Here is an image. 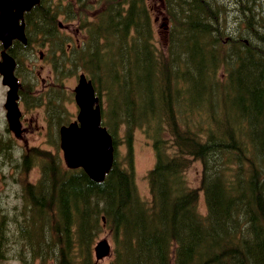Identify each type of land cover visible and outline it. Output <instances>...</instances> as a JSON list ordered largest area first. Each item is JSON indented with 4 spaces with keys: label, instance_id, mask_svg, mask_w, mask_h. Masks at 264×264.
Instances as JSON below:
<instances>
[{
    "label": "trees",
    "instance_id": "obj_1",
    "mask_svg": "<svg viewBox=\"0 0 264 264\" xmlns=\"http://www.w3.org/2000/svg\"><path fill=\"white\" fill-rule=\"evenodd\" d=\"M45 1L24 15L29 36L47 37L45 18L34 21L47 8ZM55 5L52 12L46 10L53 29L59 13L80 17V27L92 21L81 42L72 39L55 48L61 54L50 65L60 75L54 73L51 88L62 87L65 74L85 73L104 99L103 126L114 157L116 146L124 151L100 183L81 169L53 174L45 151L24 156L26 173L27 158L43 163L44 182L32 184L25 177L22 190L29 209L48 223L36 231L28 264H93L88 241L102 229L113 236L109 264H264V18L258 19L257 30L246 23L248 44L234 37L224 43L230 35L214 36L210 10L225 5L238 12L243 0H179L172 14L177 22L166 50L160 51L144 3L59 0ZM222 22L224 29L230 27ZM233 49L238 53L229 57ZM18 60L22 65V56ZM60 101L58 91L51 95V115ZM242 124L250 135H241ZM137 130L154 153L146 173L148 200L136 186ZM195 162L201 168L197 187L186 179ZM199 192L205 214L198 211ZM215 230V260H209ZM156 238H165L160 249Z\"/></svg>",
    "mask_w": 264,
    "mask_h": 264
},
{
    "label": "rangeland",
    "instance_id": "obj_2",
    "mask_svg": "<svg viewBox=\"0 0 264 264\" xmlns=\"http://www.w3.org/2000/svg\"><path fill=\"white\" fill-rule=\"evenodd\" d=\"M58 1L59 0H51L52 4H50L49 0H46L45 5L47 8H50L52 12L57 8L55 4L58 3ZM136 1L144 3L152 11V14L148 16L147 22L153 38V44H155L160 51L166 50L169 43L170 29L173 22H177L172 14L178 11L179 0ZM211 1L212 0H208L209 3ZM39 3L40 2L37 4ZM237 6L240 7V3H237ZM243 7V10H239L238 12H234L232 7L225 5H218L210 10L211 16L214 19L213 26L216 30L214 36L219 32H226L230 35V38H227L224 43L229 42L231 37H234L238 39L240 44H248L251 37L249 36L250 32L246 28V23L249 21L252 25V30H257L258 27L256 24L258 19L264 17V0H243ZM47 8H44L43 15L40 14V16L34 19V21L38 22L45 18V23L47 25L43 22V27L47 37L43 38L42 35L35 36L32 33L29 36L28 31L26 33L28 44L23 46L18 42L11 55L15 61L14 75L20 87L21 99L20 103L18 102V108L21 114V129L22 125L25 126V130L21 132L19 140L14 139L13 136L15 133L12 130H9L10 134L4 131L6 123L3 119L4 114L0 104V133L3 132V134L0 135V147H2L3 152L10 150L8 154L0 157V264H28L31 245L35 241L36 231L48 227V223L45 219L38 217L32 209H29V203L24 199L25 194L22 190V182L25 177L29 180V183L32 184H38L39 181H43V163L39 159L32 160L30 157L27 158V167L30 170L26 173L23 168L24 155L27 152L28 154L31 153L33 148L45 151L49 154L47 161L52 165L53 174L65 172L66 167L62 160L63 153L57 142L59 136L57 127L59 125H68L70 122L74 121L78 112L72 92L78 80H76L73 74L69 76L65 74V79L61 81L62 87L57 86L51 88L52 84L50 82L56 79L54 74L56 72L51 68L50 62L56 63L58 61V57L61 53L55 48L60 47L61 43L65 42L64 44H66L72 41V39H79V42H81L84 36L88 35L85 27L92 20L87 19L85 25L80 27V17L68 19L66 16L59 13L56 21H54L55 27L53 29L51 26L52 21H50V14L46 11ZM207 9L209 10L210 7L207 6ZM242 11H244V13H242ZM222 21H226L230 27L224 29V23ZM242 21L246 22L239 25ZM56 28L58 29L59 35L55 34ZM52 31H54V38L50 36ZM1 51L2 46L0 44V53ZM40 52H43L41 58L39 57ZM237 53V49H233L229 56L234 57ZM18 55L22 56V65L16 64V60L17 63H19ZM56 74L60 75L59 72ZM78 74L79 76L83 74L86 79H89L81 70H78ZM22 82L24 83L23 86ZM41 86H44L47 91L43 90ZM2 90H4V88L0 77V99ZM57 91L60 93L61 101L59 104L56 102L55 115H51L48 112L50 98L51 95H56ZM94 92L95 96L99 99V105H101L103 109L105 105L103 97L95 90ZM56 99H58L57 96ZM60 104H62L65 113L61 110ZM102 124L103 112L101 110V126ZM239 129L243 137L250 133V128L245 124L240 125ZM256 131L260 132L259 130ZM256 134L257 133H254L253 136ZM119 137H122V135H119ZM122 151H124V147L116 146L114 160H119L120 156L123 154ZM134 154L137 192L140 197L142 196V199L148 200L150 195L146 181V173L154 163V153L151 142L148 141L139 130L134 133ZM200 170L201 168L196 162L192 163L186 175L188 184L194 187L198 186ZM246 182L247 179L244 178V183ZM46 187L47 185L45 188ZM56 193H51V195L55 196ZM199 194L198 211L201 214H205L206 206L204 197L202 193L199 192ZM86 196L87 195H83V199H86ZM244 198L245 196L242 197L243 202ZM39 203L42 204V199ZM155 235H157V238L159 237L158 234ZM157 238L155 246L157 249H160L165 238H160L159 242ZM102 239L107 240L110 245V251L112 252L113 236L108 229H102L97 236L88 241V245L94 257V247L96 243ZM214 239L215 242L212 241L207 250L209 260H215L214 251L217 246V230L214 232ZM204 241L205 240H202L193 248H198ZM110 261L111 255L98 262L93 259L92 263L109 264Z\"/></svg>",
    "mask_w": 264,
    "mask_h": 264
},
{
    "label": "water",
    "instance_id": "obj_3",
    "mask_svg": "<svg viewBox=\"0 0 264 264\" xmlns=\"http://www.w3.org/2000/svg\"><path fill=\"white\" fill-rule=\"evenodd\" d=\"M38 2L39 0H0V42L4 49L0 54V75L3 85L8 88L5 101L7 121L10 129L17 134L21 131V114L17 103L19 83L13 76L15 62L6 50L13 40L23 45L27 43L24 24H20V21L23 20V13L29 12ZM73 94L78 114L75 122L60 128L63 160L68 169L81 168L89 180L100 183L113 164L112 139L101 126L99 99L95 96L91 82L83 74L78 76ZM94 251L99 260L109 255L110 246L103 239L97 242Z\"/></svg>",
    "mask_w": 264,
    "mask_h": 264
},
{
    "label": "flooded vegetation",
    "instance_id": "obj_4",
    "mask_svg": "<svg viewBox=\"0 0 264 264\" xmlns=\"http://www.w3.org/2000/svg\"><path fill=\"white\" fill-rule=\"evenodd\" d=\"M41 56H42V54H40V58H41ZM3 88H4V90H2V92H1L0 104H1V108H2L3 114H4V118H3V119H4L5 123H6L5 128H4V131H5L6 133L10 134V132H9V126H8V122H7V118H6V110H5V107H4V105H5V100H6V91H7V88L4 87V86H3ZM41 88H42L43 90L47 91V89H46L44 86H41ZM20 99H21V96H20V89H19V91H18V102H19V103H20ZM27 100H28V98H27ZM60 126H61V125H59V126L57 127L58 132H59V128H60ZM23 130H25V126H24V125H22L21 132H22ZM2 134H3V132L0 133V135H2ZM13 135H14V134H13ZM20 135H21V133L18 134V135H16V136L14 135L13 137H14L15 140H19ZM58 141H59V136H58ZM0 142H1V141H0ZM11 148H12V147H11ZM11 148H10V149H11ZM9 151H10V150H6V151L3 152L2 147H0V157L5 156L6 154L9 153Z\"/></svg>",
    "mask_w": 264,
    "mask_h": 264
},
{
    "label": "bare ground",
    "instance_id": "obj_5",
    "mask_svg": "<svg viewBox=\"0 0 264 264\" xmlns=\"http://www.w3.org/2000/svg\"><path fill=\"white\" fill-rule=\"evenodd\" d=\"M263 18H264V17H263ZM229 57H230V56H229ZM25 98H26V97H25ZM77 134H78V133H77ZM79 143H80V142H79ZM79 143L77 142V144H79ZM77 144H76V145H77ZM76 145H75V146H76ZM263 146H264V145H263ZM77 148H78V147H77ZM75 150H76V149H75ZM99 164H100V163H99ZM42 182H43V181H42ZM45 191H46V190H45ZM13 212H14V211H13ZM12 235H13V234H12ZM8 242H9V241H8ZM4 246H5V245H4ZM39 248H40V247H39Z\"/></svg>",
    "mask_w": 264,
    "mask_h": 264
}]
</instances>
